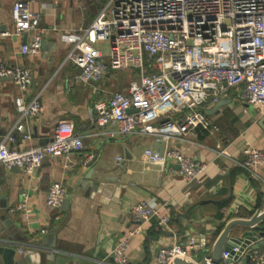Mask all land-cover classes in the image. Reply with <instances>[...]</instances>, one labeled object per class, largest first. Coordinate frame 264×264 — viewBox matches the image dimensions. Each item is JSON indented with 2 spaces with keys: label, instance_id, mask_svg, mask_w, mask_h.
Wrapping results in <instances>:
<instances>
[{
  "label": "crops",
  "instance_id": "0c3cea01",
  "mask_svg": "<svg viewBox=\"0 0 264 264\" xmlns=\"http://www.w3.org/2000/svg\"><path fill=\"white\" fill-rule=\"evenodd\" d=\"M15 1L0 0V62L30 68L32 83L21 92L12 79L0 77V135L17 121L14 100L19 94L27 101L38 96L40 109L23 121L31 136L22 137L15 130L16 139L10 145L22 149L44 144L62 121L72 122L84 134L83 147L70 163L63 155L47 156L32 173L0 164V198L6 202L4 209L14 226L10 237L0 225V239L11 240L15 257L20 248H31L42 254L38 264H113L109 251L114 239L118 237L117 243L128 229L141 223L132 221L128 208L154 199L160 215L141 223L139 232L128 240L126 254L127 264H158V248L172 244L175 234L183 239L189 231L199 240V230L204 229L207 237L217 232L215 240L230 219L248 218L257 207L264 208V165L250 171L238 164L246 145L264 149V113L242 103L232 91L220 99L225 102L217 108L216 102L202 106L200 110L215 129L208 132L197 126L196 136L169 143L205 164L200 182H186L178 165L169 159L162 169L144 162V148L155 149L150 136L109 139L89 135L93 103L126 90L137 78L136 70L121 69L99 81L83 82L75 77L79 67L66 60L79 30L95 18L107 0H24L39 14L37 29L21 37L4 36L13 25L10 9ZM36 34L41 38L39 51L22 54L21 45ZM90 154L93 157L89 159ZM117 155L121 160H115ZM87 159L92 164L87 165ZM53 181L66 187L69 206L65 221L61 207L54 209L46 203ZM95 182L102 184L98 190ZM23 192L28 194L26 207L20 204ZM163 215L168 216L167 222H161ZM55 227L58 230L52 232ZM244 229L234 226L231 235ZM205 245L197 248L198 256ZM48 254H54L53 260H48Z\"/></svg>",
  "mask_w": 264,
  "mask_h": 264
},
{
  "label": "built area",
  "instance_id": "2783aa9c",
  "mask_svg": "<svg viewBox=\"0 0 264 264\" xmlns=\"http://www.w3.org/2000/svg\"><path fill=\"white\" fill-rule=\"evenodd\" d=\"M10 17L13 25L2 33L4 36L21 37L39 25V14L24 0L12 4ZM40 47L41 38L36 34L21 45L20 51L32 54ZM66 60L79 67L75 77L83 82L99 81L115 70L137 71V78L126 90L114 91L107 99L93 103L89 135L109 139L131 134L150 136L165 146L162 154L145 147L144 162L162 169L169 159L178 165L186 182H200L204 162L169 143L196 136L197 126L212 132L215 126L200 108L228 96L230 91L245 105L264 113V0H107L95 18L79 30ZM0 77L12 79L21 92L32 83L31 70L23 65L0 62ZM14 103L17 121L0 135V164L32 173L47 156L63 155L72 162L83 147L84 134L70 121L58 122L44 144L22 149L10 145L16 139L15 130L22 137L31 136L23 121L40 109L38 96L27 101L19 94ZM242 155L238 164L247 170L264 165V149L246 145ZM121 158L117 155L115 160ZM65 197L64 183L51 182L47 205L57 209ZM27 202L28 194L23 192L20 204L26 207ZM128 213L138 223L160 215L154 199L131 205ZM160 219L167 222L168 216ZM141 223L128 229L109 251L113 264L128 263V240L139 232ZM174 237L172 244L158 248V264H168L178 255L199 264L212 261V246L202 256L195 254L200 246L196 235ZM232 251L236 259L229 262V252L223 251L218 264H235L246 255L249 264H264V246L253 248L250 243L242 249L234 246Z\"/></svg>",
  "mask_w": 264,
  "mask_h": 264
},
{
  "label": "water",
  "instance_id": "95a60500",
  "mask_svg": "<svg viewBox=\"0 0 264 264\" xmlns=\"http://www.w3.org/2000/svg\"><path fill=\"white\" fill-rule=\"evenodd\" d=\"M225 101L219 100L216 102L214 107L222 105ZM251 107V106H250ZM129 111H133L130 109ZM263 125V124H262ZM155 150L162 154L164 149V142L153 141ZM87 165L92 164V160L86 162ZM93 172V171H91ZM91 177V174L87 176V179ZM95 190H98L102 184L100 182H95L93 184ZM68 206L69 199L65 198L61 204V209L66 212V217L63 221L67 219L68 216ZM6 202L2 201L0 198V225L6 228V235L13 236V225L12 220L9 218L5 212ZM134 222V221H133ZM63 223V222H62ZM242 225L245 227L237 235H231V230L234 226ZM58 227L52 228V232H56ZM189 231H186V234H189ZM199 242L201 246H204L207 241L211 239V236H206L205 230H199ZM121 235V234H120ZM23 239H26L22 237ZM118 237H116L111 245V249L115 246ZM252 243L253 248H258L264 246V208L262 206L257 207L252 215L248 218H233L227 221L223 229L220 231L216 239L212 243L211 256L212 261L209 264H218L219 259L223 251L229 252L228 261L231 262L237 258V254L232 251L234 246H239L240 249L244 248L247 244ZM13 243L9 239H0V264H38L42 254L38 251H35L31 248H26L21 250L16 256V250L12 247ZM55 244L51 243L53 247ZM48 260L54 258V254H48ZM110 258L113 259L112 255ZM168 264H199L188 256L178 255L174 257ZM235 264H249V256L246 255L244 258H241Z\"/></svg>",
  "mask_w": 264,
  "mask_h": 264
},
{
  "label": "trees",
  "instance_id": "16d2710c",
  "mask_svg": "<svg viewBox=\"0 0 264 264\" xmlns=\"http://www.w3.org/2000/svg\"><path fill=\"white\" fill-rule=\"evenodd\" d=\"M216 233H217V232H215V233L211 236V239H210L209 242L205 245L204 249L202 250V251H204V252H202V253H206V252L211 248L212 243H213V240H214V237L216 236ZM195 254H196V255H199L200 253L197 252V251H195Z\"/></svg>",
  "mask_w": 264,
  "mask_h": 264
}]
</instances>
